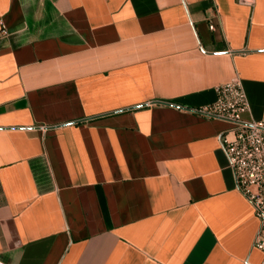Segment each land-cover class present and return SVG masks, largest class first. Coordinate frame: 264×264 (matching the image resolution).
<instances>
[{
    "label": "crops",
    "instance_id": "0c3cea01",
    "mask_svg": "<svg viewBox=\"0 0 264 264\" xmlns=\"http://www.w3.org/2000/svg\"><path fill=\"white\" fill-rule=\"evenodd\" d=\"M0 20V264H259L231 123L193 108L238 75L264 121V0H0Z\"/></svg>",
    "mask_w": 264,
    "mask_h": 264
},
{
    "label": "built area",
    "instance_id": "2783aa9c",
    "mask_svg": "<svg viewBox=\"0 0 264 264\" xmlns=\"http://www.w3.org/2000/svg\"><path fill=\"white\" fill-rule=\"evenodd\" d=\"M254 0H237L252 4ZM213 29V24L209 25ZM8 35L6 24L0 20V39ZM214 101L193 108L207 118L226 120L231 126L219 134V140L233 171L236 187L249 201L258 228L253 247L259 250L264 264V121L243 120L241 115L250 106L238 75L215 88Z\"/></svg>",
    "mask_w": 264,
    "mask_h": 264
}]
</instances>
